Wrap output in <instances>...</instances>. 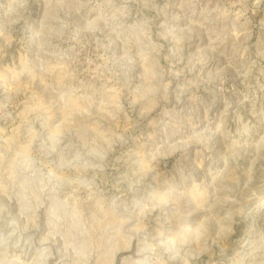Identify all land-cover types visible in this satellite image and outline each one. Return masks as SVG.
I'll use <instances>...</instances> for the list:
<instances>
[{"label": "rangeland", "instance_id": "rangeland-1", "mask_svg": "<svg viewBox=\"0 0 264 264\" xmlns=\"http://www.w3.org/2000/svg\"><path fill=\"white\" fill-rule=\"evenodd\" d=\"M0 264H264V0H0Z\"/></svg>", "mask_w": 264, "mask_h": 264}]
</instances>
